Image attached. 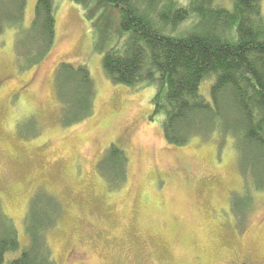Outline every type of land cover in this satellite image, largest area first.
<instances>
[{
    "label": "rangeland",
    "instance_id": "374dc122",
    "mask_svg": "<svg viewBox=\"0 0 264 264\" xmlns=\"http://www.w3.org/2000/svg\"><path fill=\"white\" fill-rule=\"evenodd\" d=\"M37 1L28 0L26 29ZM55 1V44L36 67L19 70L15 30L0 34V200L21 243L6 262L28 247L25 218L43 193L62 206L48 235L58 264H264V191L250 189L244 198L248 186L232 144L220 149L215 136L170 145L164 116L152 106L156 87L113 83L82 7ZM221 1L233 9L232 0ZM194 23L190 18L169 34H189ZM116 44L105 37L103 48ZM61 63L86 65L96 88L93 115L68 128L55 85ZM213 81L200 86L210 102ZM111 144L129 158L121 190L108 188L98 172ZM234 198L250 202L243 222Z\"/></svg>",
    "mask_w": 264,
    "mask_h": 264
},
{
    "label": "trees",
    "instance_id": "16d2710c",
    "mask_svg": "<svg viewBox=\"0 0 264 264\" xmlns=\"http://www.w3.org/2000/svg\"><path fill=\"white\" fill-rule=\"evenodd\" d=\"M71 1L82 7L91 23L108 78L132 89L156 87L152 106L154 114L164 116V136L170 145L183 147L194 137L216 136L220 149L230 142L248 186L244 198L250 200V189L264 191L263 0H232V10L221 0H188L186 6L178 0ZM27 4L28 0H0V34L15 30L22 72L39 65L50 53L57 25L56 1L38 0L34 21L26 29ZM190 18L195 23L189 34H169ZM105 37L116 39L117 44L105 50ZM208 78H214L211 102L200 93ZM55 85L64 127L93 115L96 88L86 65L61 63ZM98 172L108 188L121 190L129 175L125 151L111 144L98 163ZM232 202L243 222L250 202L236 198ZM61 215L56 198L35 195L24 224L30 243L7 263L6 256L18 252L21 243L16 224L0 200V264H58L48 235Z\"/></svg>",
    "mask_w": 264,
    "mask_h": 264
},
{
    "label": "flooded vegetation",
    "instance_id": "af4514ba",
    "mask_svg": "<svg viewBox=\"0 0 264 264\" xmlns=\"http://www.w3.org/2000/svg\"><path fill=\"white\" fill-rule=\"evenodd\" d=\"M241 264H249V263H248V262H243V261H242V263H241Z\"/></svg>",
    "mask_w": 264,
    "mask_h": 264
},
{
    "label": "bare ground",
    "instance_id": "6f19581e",
    "mask_svg": "<svg viewBox=\"0 0 264 264\" xmlns=\"http://www.w3.org/2000/svg\"><path fill=\"white\" fill-rule=\"evenodd\" d=\"M212 86V85H211Z\"/></svg>",
    "mask_w": 264,
    "mask_h": 264
}]
</instances>
